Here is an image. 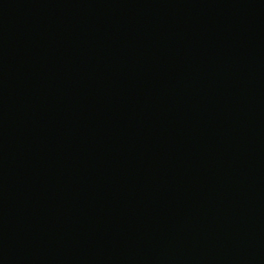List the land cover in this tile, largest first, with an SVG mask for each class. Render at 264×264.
I'll return each mask as SVG.
<instances>
[{
	"label": "water",
	"instance_id": "water-1",
	"mask_svg": "<svg viewBox=\"0 0 264 264\" xmlns=\"http://www.w3.org/2000/svg\"><path fill=\"white\" fill-rule=\"evenodd\" d=\"M0 264H264V0H0Z\"/></svg>",
	"mask_w": 264,
	"mask_h": 264
}]
</instances>
